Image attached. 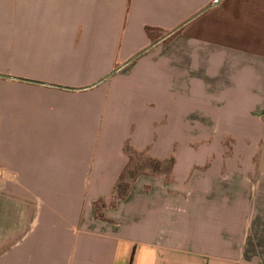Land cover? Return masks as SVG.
<instances>
[{"label":"crops","instance_id":"1","mask_svg":"<svg viewBox=\"0 0 264 264\" xmlns=\"http://www.w3.org/2000/svg\"><path fill=\"white\" fill-rule=\"evenodd\" d=\"M214 1L0 0V264H264V0ZM125 147L172 164L115 201Z\"/></svg>","mask_w":264,"mask_h":264},{"label":"trees","instance_id":"2","mask_svg":"<svg viewBox=\"0 0 264 264\" xmlns=\"http://www.w3.org/2000/svg\"><path fill=\"white\" fill-rule=\"evenodd\" d=\"M124 153L127 156L128 162L130 161V155L131 154H133V155H136V154L142 155L143 154V153H138L136 151H133V150L129 149L128 147H125ZM145 158H146V161H147L146 169H148L151 174L163 173V172H160L158 170V168L161 165H164V167H165L164 168V171H165L164 173L165 174H167L169 172L170 166L172 164V160L171 159L165 160V161H158V160L151 159V158H149L147 156H145ZM128 162H127V165L125 166V168L123 169V171L121 172V174L119 176V179L117 180V182L115 183L114 187L112 188L111 195L114 197L115 201L122 199L127 193V189H128L129 183L136 176H138L140 174H143V173H140V174L128 173L126 175H127V178L129 179V181H127V182L123 181V178L125 177L124 173L127 171ZM97 203H100V202H95V204L93 205L94 206V210L96 208V204Z\"/></svg>","mask_w":264,"mask_h":264},{"label":"rangeland","instance_id":"3","mask_svg":"<svg viewBox=\"0 0 264 264\" xmlns=\"http://www.w3.org/2000/svg\"><path fill=\"white\" fill-rule=\"evenodd\" d=\"M147 166V161L145 156L142 155H130V161L128 162V167H127V171L124 173L125 177L123 178V181L127 182L129 181V179L127 178L128 173H136V174H140V173H150L148 169H146ZM164 165H161L158 170L160 172L163 173H159V174H165L164 172ZM102 202L97 203L96 204V208H95V213L97 215L100 214V206H101Z\"/></svg>","mask_w":264,"mask_h":264},{"label":"water","instance_id":"4","mask_svg":"<svg viewBox=\"0 0 264 264\" xmlns=\"http://www.w3.org/2000/svg\"><path fill=\"white\" fill-rule=\"evenodd\" d=\"M219 0H215L212 5H216V3L218 2ZM1 78H10V77H7V76H3V75H0Z\"/></svg>","mask_w":264,"mask_h":264}]
</instances>
